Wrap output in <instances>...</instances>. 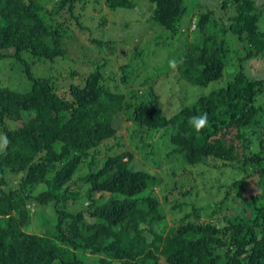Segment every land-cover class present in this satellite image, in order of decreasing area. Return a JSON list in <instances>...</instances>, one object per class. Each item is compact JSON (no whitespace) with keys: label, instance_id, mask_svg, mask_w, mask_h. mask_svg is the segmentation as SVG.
<instances>
[{"label":"trees","instance_id":"trees-1","mask_svg":"<svg viewBox=\"0 0 264 264\" xmlns=\"http://www.w3.org/2000/svg\"><path fill=\"white\" fill-rule=\"evenodd\" d=\"M52 1L0 0V68L14 59L28 81L0 86V264H264V80L244 71L264 59V3L217 0L222 24L186 0ZM119 9L140 25L115 29ZM163 138L172 185L138 159Z\"/></svg>","mask_w":264,"mask_h":264},{"label":"rangeland","instance_id":"rangeland-1","mask_svg":"<svg viewBox=\"0 0 264 264\" xmlns=\"http://www.w3.org/2000/svg\"><path fill=\"white\" fill-rule=\"evenodd\" d=\"M187 2H189L191 5L198 2V4L204 5L202 8V11H204L207 8H212L214 10V16L215 18H217L222 24L227 23V18H230V16H232L233 11H232V7L230 8V10L224 11L221 9L220 6V2L218 4L217 0H186ZM53 2H56V0H53L52 2L48 3L49 5H52ZM259 4L262 2L264 3V0H258ZM230 11V13H228ZM113 13H115L116 15L113 17V22L115 23V29H117L118 31H120V29L123 28L124 23H125V16L128 18H133L132 20H130L131 22H133L134 24L131 26L133 29H135L134 27L136 25H140L141 22V17L140 15H137L134 11L130 12L129 10H116ZM110 19V18H109ZM259 26H260V30L263 31L264 30V11L262 12V16L259 22ZM128 29V33H125V36H127L128 39H130L129 41H131L134 37L130 36V33L133 31L132 28ZM120 28V29H118ZM122 32V30L120 31ZM130 32V33H129ZM133 35L135 37H137V33H133ZM226 41L229 40V46L232 47H236V39H234L231 36V39H228V34L226 35ZM139 40V38H138ZM75 42H77L78 44H83L87 42L84 41L83 36L79 37L76 35L75 39L73 40ZM156 41L154 39V37L150 38V36H144L141 40L140 46H141V50H144V55L146 57V61L150 64H154L155 62L159 61L162 54H160L161 56L157 55L154 56V51H155V46ZM125 49V48H123ZM122 49V50H123ZM24 55V56H23ZM22 55V57L24 58V60L27 62H30L29 65L31 66V70L32 72L36 73V70L40 71L41 73H44L46 75H50V68L51 65L45 61V63H42V65H39V63H37L36 65H33V62H31V58L24 53ZM103 57V55L100 56V58L98 59L99 63H102L103 60H101V58ZM68 61V58L66 59ZM3 66L2 68H0V86H5L13 89V90H22V89H26V87L28 86V81L26 79V77L24 76L23 73V67L20 63H18L17 61H15L14 59H7L4 60L2 62ZM73 62L72 61H68L66 65L64 66H72ZM235 63H232V61H230V63L228 64V67L224 69L223 73H222V79L217 81V82H213L210 83L207 87L205 88H198L195 87L194 88V92H196L198 95L200 93H209L210 91H212L215 88L220 87L221 85H223V81L230 79L233 75H235V71H236V67H234ZM244 66V64H243ZM113 69L115 71H117V66L115 64H113ZM244 71L251 77V78H258V79H262L264 80V59H255V60H251L248 65L244 66ZM37 74V73H36ZM38 75V74H37ZM176 87V86H175ZM177 88V87H176ZM183 90V88L181 89V91ZM188 94V91L186 92L184 90V96H186ZM170 92L166 93L162 98H161V102L163 104H166V107H169V103L168 100L170 99ZM174 104L177 105V102L174 100ZM255 104L257 106L262 105V108L264 107V94H262L261 96L257 97ZM175 108V107H174ZM173 110V109H172ZM121 134L125 135V129L121 130ZM160 138V135H157V139ZM128 138L125 137V142H127ZM129 141V140H128ZM162 141V142H159ZM157 141L158 146H160V148L157 149V152H155V155H150L147 158H141V156H138V159L143 163L145 166H148L152 171H154L155 174H157V176H160L161 178L164 179L166 185H172V182L174 181V178L168 176V174L166 173H170L171 171L174 172H180V163H178V161L175 159L176 157L174 155H172L169 151V146H168V141L167 138H163V140H159ZM1 142V139H0ZM156 144V142L154 143ZM168 152V154L166 153ZM193 172L197 173L200 171V169H192ZM168 176V177H166ZM205 176V175H204ZM203 176V177H204ZM168 178V179H167ZM209 179V177H207ZM223 180V178H222ZM209 182H211V179H209ZM158 189L155 190V193L157 192ZM198 190H200L198 188ZM202 192V191H201ZM200 195L198 194L197 196H195V193H193L191 195V197L189 198V200H192L194 198H203V197H208L210 198L209 200L212 201V196L213 193H207L206 196L204 195V193H201ZM197 193V192H196ZM177 213H172L168 215V219L169 222H171L173 219L177 218ZM172 224V223H169Z\"/></svg>","mask_w":264,"mask_h":264},{"label":"clouds","instance_id":"clouds-1","mask_svg":"<svg viewBox=\"0 0 264 264\" xmlns=\"http://www.w3.org/2000/svg\"><path fill=\"white\" fill-rule=\"evenodd\" d=\"M206 123H207V116L206 114H204L194 121L195 131L197 132L200 131L204 126H206ZM6 143L7 141L5 139V142L3 144H0V149H2Z\"/></svg>","mask_w":264,"mask_h":264}]
</instances>
